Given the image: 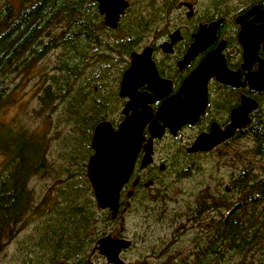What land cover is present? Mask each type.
<instances>
[{"label": "trees", "instance_id": "obj_1", "mask_svg": "<svg viewBox=\"0 0 264 264\" xmlns=\"http://www.w3.org/2000/svg\"><path fill=\"white\" fill-rule=\"evenodd\" d=\"M233 1L211 0L225 7L216 8L213 14L235 12L239 5L232 6ZM238 2L240 6L264 5V0ZM148 4L146 9L128 5L116 29L111 30L103 25L93 0H0V109L7 94L5 77L15 71L27 73L55 52L52 73L44 78L39 101L45 110L62 102L83 144L74 142L71 151L80 160L82 171L77 169L75 180L60 191L63 208L57 206L50 212L29 242L30 247L36 244L49 254L52 262L58 251H64L63 261L90 264L87 258L96 240L110 230L108 213L96 208L92 194L91 201L83 196L87 183L84 161L90 154L93 110L106 104L113 111L118 108L116 87L128 54L139 45L145 27L148 30L161 22L175 0H150ZM258 105L250 124L233 140L242 138L249 144L241 168L226 183L214 178L196 203L187 205L185 218L180 217L184 221L178 228L179 240L182 244V238L187 239V253L167 252L169 243L160 239L149 249L156 264H264V94ZM20 131L15 135L8 132L3 143L0 139V148L7 152L6 175L0 177V248L28 212L29 180L43 162L42 136ZM17 138L20 142L15 146ZM35 140L44 145L39 152H32L30 143Z\"/></svg>", "mask_w": 264, "mask_h": 264}, {"label": "rangeland", "instance_id": "obj_2", "mask_svg": "<svg viewBox=\"0 0 264 264\" xmlns=\"http://www.w3.org/2000/svg\"><path fill=\"white\" fill-rule=\"evenodd\" d=\"M127 1L129 5L136 8L141 6L142 9H146L150 0ZM238 1L244 3V0H235L231 3L232 6L239 5L236 8L241 7ZM183 2L204 3L205 0H175V5ZM108 39L112 41L113 37L110 36ZM55 56V52L48 54L27 73H16L15 71L5 77L7 94L0 109V136L3 137L0 139L2 143L8 132L15 135L17 132H21L20 130H25L28 133L42 136L45 149L41 169L29 180L31 205L28 212L15 225L13 236L3 240V246L0 248V264H50L49 254L45 255L43 250L37 249L39 247L36 248V244L30 247L29 242L33 240L37 228L44 223L45 217L57 206L63 208L61 193L71 181L75 180V175L81 169L78 165L80 160L76 158V154L71 152L75 148V143L80 140H78L79 130L73 120H69V112H66L64 104L60 101L59 103L56 101V105L51 110L43 109L39 101L45 85L44 78L52 73ZM126 59L128 60V58ZM117 109L114 111L116 112ZM19 142L20 140L17 138L15 146ZM30 144L32 152H39L44 146L38 140L31 141ZM79 145L83 144L80 142ZM168 146H170L169 140L165 138L160 144L159 153L162 152V148ZM248 146V142L242 138L232 141L206 156L186 159L185 165L189 168L186 172H183L182 168L178 170L182 176L179 177L180 179H176L171 173L173 176L169 177L171 179H169L170 187L161 199L164 204L150 205L149 211H154L157 215L154 217L155 214H153L143 221L139 214H134L127 220L126 237L131 241L135 239L136 243L134 242L131 250L125 251L121 255L124 263L155 264L156 260L149 249L153 248V245L160 239H163V244L169 243L170 253L177 249L182 255L186 254L185 241L187 239L182 238V244L180 243L181 235L178 228L186 216L187 205L196 203L206 185L211 184L213 180L218 179L217 181L222 180L226 183L229 175L240 169L242 163L245 162L247 155L244 154V151H247ZM72 155L76 156L73 157L77 159L75 164L71 160ZM88 157L84 161L85 177ZM6 161L7 152L0 148V177L6 175L4 172ZM84 190L86 193L83 196L87 201H91L93 193L88 181ZM176 215L178 217L173 219L172 217ZM148 225L150 226L146 227ZM90 234L93 235L92 232ZM140 236L144 238L141 241L139 240ZM172 237L175 238L170 245L169 241ZM62 262L78 264L75 260ZM90 264H106V262L96 254L90 258Z\"/></svg>", "mask_w": 264, "mask_h": 264}, {"label": "water", "instance_id": "obj_3", "mask_svg": "<svg viewBox=\"0 0 264 264\" xmlns=\"http://www.w3.org/2000/svg\"><path fill=\"white\" fill-rule=\"evenodd\" d=\"M97 4L98 13L103 17V24L109 29H115L120 17L128 7L126 0H93ZM256 15L252 20L247 21ZM222 20L212 22L208 26H200L193 36L194 42L188 49L183 62L186 64L195 54L200 52L204 44L216 40V31ZM235 23L239 25L237 41L243 53L241 70L246 71L245 82L250 91L264 92V60L258 58L260 48L264 50V9L260 5L253 6L245 14L238 16ZM174 34L171 36L172 40ZM223 43L207 54L197 68L185 79L178 94L166 98L157 109L151 120L149 111L145 107L163 94L145 97L137 93L140 82L163 83L157 79L156 70L150 60V50L130 54V65L123 72L118 92L119 98H129L122 114L123 121L117 130H113L108 122H101L94 128L90 146L93 153L86 162V179L92 189L96 208L109 210L111 217L115 218L120 192L128 182L134 168L135 159L144 142L143 129L147 126L150 138L144 145V154L141 167L151 162L152 141L159 140L165 133L175 135L184 125L194 124L203 114L206 105L207 82L214 78L218 83L231 87H243L240 83V72H231L225 66ZM169 47V44L165 46ZM165 48V50H167ZM258 63L255 72H250L254 63ZM154 89V88H153ZM182 95V97H180ZM160 96V97H159ZM141 112H135V109ZM258 109V103L247 96H242L240 105L230 113V123L224 130L212 124L210 132L199 135L188 153L210 152L220 144L232 138L237 130L244 129L250 124V114ZM129 111L131 114L128 115ZM132 192H128L130 196ZM130 248V242L125 239L106 235L96 241V252L106 264H124L120 254ZM66 264V263H60Z\"/></svg>", "mask_w": 264, "mask_h": 264}, {"label": "flooded vegetation", "instance_id": "obj_4", "mask_svg": "<svg viewBox=\"0 0 264 264\" xmlns=\"http://www.w3.org/2000/svg\"><path fill=\"white\" fill-rule=\"evenodd\" d=\"M127 3L129 5L128 1ZM256 5H260L261 9H264V5L254 3L247 6H241L229 15L222 13L215 15L213 12L216 8L221 9L222 7L224 9L225 7L220 3L212 4L211 0H205L204 3H177L173 8L167 11L164 19L161 22H158L156 26H152V28H149L148 30L145 27L143 34L140 36L139 45L135 50L128 54L126 66L121 72L116 87L119 102L116 112L110 108L109 104L102 105L101 107L99 106L97 110H93L94 113L92 114V117L95 120V123L90 131L89 146L94 128L97 124L108 122L113 130H117L119 124L123 121L124 115L122 114V110L124 109L125 104L129 101V98H119L118 96L122 74L130 65V54L133 52L141 53L145 49L150 50V60L152 61L157 74L156 80H161L168 84V88L165 89L163 83H157L155 85L154 82L149 83L144 81L140 82V85L136 89L137 93L142 94L145 97L152 96L153 90L157 91V95L165 92L164 96H159L160 98L146 104L145 107L149 111L151 120L154 118L162 101L178 94L179 88L185 79L197 68L202 59L215 50L221 43L224 45L221 54L223 55L226 68L231 72H240L239 81L240 83H244L243 87H231L218 83L214 78L210 79L207 82L206 105L203 114L198 117L194 124L182 126L175 135L170 134V132L166 130L159 140L153 139L151 162L142 168L141 161L144 154V145L150 138L147 126L143 129L142 136L144 142L135 159L131 176L120 192L115 218L111 217V212L109 210H104L109 215L108 223L110 224V230L107 235L129 241L130 248L126 251L131 250L134 242L136 243L135 239L132 238L133 241H131L126 237V223L129 217L134 214H139L143 221L151 217L155 212L149 211L151 209L150 205L158 203L160 199H163L162 197L165 195L164 193H167L171 184V179L169 177L174 175L176 179H180L182 176L178 170L182 168V171L186 172L189 168L185 165L186 159H193L213 153V151H216L229 142H232L234 139H237L240 136L242 129L237 130L230 140L223 142L210 152L206 153L187 152L193 145L195 139L201 134L209 133L212 124H216L219 129L224 130L230 123L231 111L240 105L242 96L250 97L259 104L260 96H263L264 92L257 93L250 91L248 84L245 82L244 78L246 71L241 70L243 53L237 41V35L240 28L239 25L235 23V19L238 16L245 14L250 8ZM254 17H256V15L252 16L247 21L252 20ZM101 18L103 23V17ZM218 20H222V22L219 24L216 31V40L213 43L204 44V47L200 52L195 54L186 64L180 65L183 62L188 49L193 44V36L197 33L199 27L208 26L212 22ZM174 34L177 35L174 36L172 40L171 36ZM167 44H169L168 48L165 47ZM165 48L167 50H165ZM257 55L260 60H264V50L262 48L259 49ZM257 68L258 63L256 62L252 65L250 72H255ZM180 97H182V95H180ZM83 109L85 110V108ZM66 112L68 113L67 108ZM135 112H141V109H135ZM253 113L249 116L250 122L254 115ZM130 114L131 111H129L128 115ZM165 138H168L170 146L162 148V152L159 153L160 151L158 150L160 144ZM90 151L92 154L93 151L91 146ZM183 167H185V169H183ZM171 173L173 175H171ZM128 192H132V194L127 196ZM172 218L175 219L174 217ZM146 223L149 224L148 222ZM149 226L150 225L146 227ZM50 240L49 238L47 239V241ZM139 240H143L142 236L139 237ZM95 249L96 246L92 253L88 255V262L93 254L96 253ZM124 252L125 251L121 252L120 257ZM167 252L170 251L168 250ZM63 255H65L64 251H58V253H56L55 262H52L51 260L50 264L63 263ZM156 263L157 261H155V264Z\"/></svg>", "mask_w": 264, "mask_h": 264}, {"label": "bare ground", "instance_id": "obj_5", "mask_svg": "<svg viewBox=\"0 0 264 264\" xmlns=\"http://www.w3.org/2000/svg\"><path fill=\"white\" fill-rule=\"evenodd\" d=\"M118 24V23H117Z\"/></svg>", "mask_w": 264, "mask_h": 264}]
</instances>
